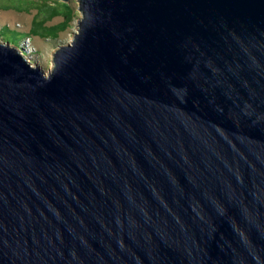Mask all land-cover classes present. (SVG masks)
Wrapping results in <instances>:
<instances>
[{
  "label": "water",
  "instance_id": "obj_1",
  "mask_svg": "<svg viewBox=\"0 0 264 264\" xmlns=\"http://www.w3.org/2000/svg\"><path fill=\"white\" fill-rule=\"evenodd\" d=\"M78 8L0 39V264H264V0Z\"/></svg>",
  "mask_w": 264,
  "mask_h": 264
},
{
  "label": "rangeland",
  "instance_id": "obj_2",
  "mask_svg": "<svg viewBox=\"0 0 264 264\" xmlns=\"http://www.w3.org/2000/svg\"><path fill=\"white\" fill-rule=\"evenodd\" d=\"M67 4L74 8L75 18L71 21L70 27L59 33L58 38L32 35L24 38L28 42L29 49L34 51L33 60L37 61L39 66L47 72L51 71L54 66V52L61 45L69 43L78 30V20L81 17L78 0H70ZM57 5L58 0H0V33L3 32V35L0 34V39L14 42L19 35L18 30L28 33L34 18L47 17L52 11L51 7ZM62 19V17H56L49 21L48 25L57 24Z\"/></svg>",
  "mask_w": 264,
  "mask_h": 264
},
{
  "label": "trees",
  "instance_id": "obj_3",
  "mask_svg": "<svg viewBox=\"0 0 264 264\" xmlns=\"http://www.w3.org/2000/svg\"><path fill=\"white\" fill-rule=\"evenodd\" d=\"M52 11L47 17L39 19L38 16L33 19V25L28 33L19 32V35L15 41L24 40V38L32 36L52 37L58 38L60 32L65 31L70 27L71 21L75 18L74 8L69 6L66 2L58 0V5L51 7ZM56 17H62L63 19L57 24L48 25V22ZM4 29V28H3ZM3 32L1 31L0 34ZM3 35V34H2Z\"/></svg>",
  "mask_w": 264,
  "mask_h": 264
},
{
  "label": "built area",
  "instance_id": "obj_4",
  "mask_svg": "<svg viewBox=\"0 0 264 264\" xmlns=\"http://www.w3.org/2000/svg\"><path fill=\"white\" fill-rule=\"evenodd\" d=\"M23 41H25V40H23ZM27 55H29L33 59L32 55L30 53H28Z\"/></svg>",
  "mask_w": 264,
  "mask_h": 264
}]
</instances>
